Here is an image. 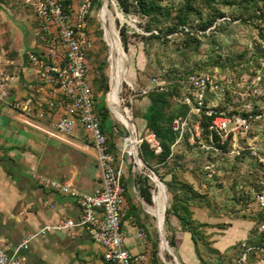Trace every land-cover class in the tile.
<instances>
[{
  "label": "built area",
  "instance_id": "obj_1",
  "mask_svg": "<svg viewBox=\"0 0 264 264\" xmlns=\"http://www.w3.org/2000/svg\"><path fill=\"white\" fill-rule=\"evenodd\" d=\"M25 2L34 8L39 23V38L45 46V54L32 52L29 55L38 69L42 84L35 88L34 97L12 98L11 83L14 76L8 69L6 51L0 48V100L39 118L46 116L47 109L63 108L64 112L54 124L56 130L72 134L78 125L84 128L86 137L91 138L96 149L101 179L93 192H85L73 186L71 181H60L35 173L34 177L42 187L76 198L81 207L80 220L76 222L68 218L61 224L46 226L25 239L13 254L0 247V264H27L26 255L19 253V250L27 249L32 237L53 228H73L77 225L84 227L96 242L105 247L106 261L138 264L146 260L147 255L134 253L123 244L132 235L145 241L148 234L138 224L133 231L122 226L126 199L123 161L131 159L132 171H141V166L146 168L138 157V153L141 155V145L147 141L156 153H160L163 150L161 139L149 129L138 132L131 109L126 105L123 108L128 111L133 133L128 131V123L118 118L112 109L117 120L114 122L122 125L128 133L122 136L120 157L110 150L89 78L87 52L92 46L90 20L97 11L94 0H79L77 4L70 0ZM97 14L100 18V14ZM263 66L264 61L251 70L241 69V72L215 67L208 71L189 73L182 79L184 88L178 96V100L187 105L189 110L186 114L177 115L172 121V128L176 132L173 148L188 136L197 148L216 157L204 165L209 176L214 175L220 160L225 157L251 160L252 165L247 170L248 179L239 183L237 190L240 195L253 198L258 205V238L255 242L242 241L243 252L235 264H244L251 255L255 256V264H264V108L254 109L250 102L251 98L263 92ZM151 89L167 90L168 82L163 76L155 75L143 92L147 93ZM56 92L59 97H42L43 94ZM141 159L144 161L143 157ZM147 170L154 171L151 167ZM158 196L160 187L154 184L150 211L160 220L161 216L164 219L167 201L165 199V206L158 204Z\"/></svg>",
  "mask_w": 264,
  "mask_h": 264
},
{
  "label": "crops",
  "instance_id": "obj_2",
  "mask_svg": "<svg viewBox=\"0 0 264 264\" xmlns=\"http://www.w3.org/2000/svg\"><path fill=\"white\" fill-rule=\"evenodd\" d=\"M70 1L77 4L79 0ZM0 48L6 51L8 69L14 76L12 98L34 97L35 88L42 81L29 55L32 52L45 54V46L39 38L34 8L25 0H0ZM52 96L59 97V93L42 95ZM63 112V108L47 109L46 116L39 118L0 100V247L10 254L46 226L61 224L68 218L80 220L81 207L76 198L42 187L37 183L35 173L71 181L73 186L85 192H93L100 185L101 169L96 149L91 138L86 137L84 128L78 125L72 134L56 130L54 124ZM146 129V121H143L138 132ZM113 130L116 135L121 132L114 121ZM117 137V156L120 157L122 138ZM123 165L126 199L122 226L133 231L138 224L148 234L145 241L134 235L127 237L123 245L134 253L147 255V259L138 264H173L162 252L163 223L161 225L150 211L153 200L145 197L136 178L131 182L128 173L132 170L131 159L126 158ZM148 187L152 195L153 187ZM192 210L194 219L209 224L203 232L208 236L210 248L217 250L211 257L213 262L232 256L230 264H235L243 252L242 241L251 239L250 230L241 232V226L233 225L234 219L213 216L203 205L193 206ZM222 222L225 225H221ZM167 226L175 249L168 250L178 263L202 264L205 256L198 253L199 242L196 244L192 232L183 227L180 218L171 215ZM104 252L105 247L81 225L53 228L38 234L31 238L27 249L19 250L26 255L27 264H115L105 260Z\"/></svg>",
  "mask_w": 264,
  "mask_h": 264
},
{
  "label": "rangeland",
  "instance_id": "obj_3",
  "mask_svg": "<svg viewBox=\"0 0 264 264\" xmlns=\"http://www.w3.org/2000/svg\"><path fill=\"white\" fill-rule=\"evenodd\" d=\"M186 2L187 0H163L162 3L164 5H170V7H173L174 11H176L178 5L185 4ZM220 2L221 0H215L212 5L226 14L224 17H219L217 20V24L222 23L223 28L214 31L213 36L201 39L202 41L196 49L188 48L186 52H183L179 48L181 47L179 44L182 43L184 45L185 40L182 41L184 36L178 32L169 34V41L164 42L166 40H163L165 33L161 32V29L165 30L168 22L167 24L161 23L160 26L154 30L155 33L161 32V41L152 40L146 42L142 38V35H149L151 33L143 28L147 21L146 17H142L136 13L126 15L122 12L124 18L121 20L117 14V10H120V8L116 0H109L110 20L108 14L104 13L103 9H101L103 5L99 8L96 7L97 11L91 19L92 46L88 55L89 78L91 80L93 79L97 65L100 63V60L106 56L108 61L106 71L109 76V89L105 94L104 100L106 101L107 93L108 101L111 97L110 88L112 87H110V81L113 83L117 73L115 64L117 54L112 49L111 42L107 36L106 38L109 44L105 38V30L97 14L99 9L101 13L103 11L102 19L104 24L112 22L121 41L120 27L124 23L129 26L130 44L129 50L127 51L128 57L126 56L128 60V68L119 95L120 99H122L121 108L124 115L129 120V114H126V109L123 108L128 105L131 109L130 113L133 115V122L137 125L138 129H141L143 121H145L144 114L150 104V99L147 94L143 92V89L150 86V80L153 76L163 75L167 82H172L175 81L177 75H183L188 69H196L199 65L200 67H203L204 70L206 69L205 71L215 67L222 69L221 66H223V70L238 72L234 70L233 67L238 62L245 63L248 57L251 58L249 61L253 63V65L250 67L248 66V68H245L243 65L242 68L245 69V71L261 65V62L264 61V54L258 55V50L261 49L264 51V39L261 37V34H264V20L249 16L250 18L247 21H244L243 18L248 17L246 15L242 19L234 18L233 16L235 14L241 12L238 5H225ZM194 5L201 12L203 19H206L207 15L212 11L211 6L207 4L206 0H195ZM201 21L202 19L200 18V15L193 11V14L191 15V22L195 27L193 32H197ZM211 28L207 29L206 32ZM184 39H186V37ZM254 54L256 55L255 59L252 58ZM133 87L134 89H132ZM103 94L102 91L99 92V95ZM126 98H129V100ZM171 102L173 110L177 111L181 108V103L178 100V97L172 98ZM250 102L254 109L264 108V88L262 94L256 98H251ZM106 104L110 109V118L113 121H117L107 101ZM115 123L122 131L117 135L119 138H122V134H125L126 129L118 124V122ZM220 161L221 163L217 166L214 175L209 176L208 172L204 169V165H206L209 160L205 155L203 156L200 153L199 148H190L188 145L179 143L174 147V155L166 165H158L152 167V169L164 183L165 181L162 177H166L168 171H174L181 176L182 179L192 183L195 188L202 193L199 195L198 201H202V205L208 213L213 214V216L215 214L221 219L231 217L234 219L233 225L241 226V232H243V230H250V237L252 238L250 241H255L256 238H258L256 232L257 222L255 220L258 217V205L253 198L240 195L237 190V185L248 179L247 170L252 165L251 160H249V158L244 161L238 159L232 160L230 157H225ZM154 164L157 165L156 162H154ZM131 172L132 170L128 172L131 182L135 178L145 179L149 186L154 187L153 180L139 169L136 172H132L133 174ZM133 175H135V177H133ZM131 184H129L130 187ZM168 194L169 207L171 201L169 191ZM221 225H225V223ZM167 227V221L165 220L164 235L169 242L168 238L171 236L167 232ZM200 243L202 244L200 247L201 254L205 256V264L232 263V256L229 258H223L221 261L218 260V262L217 260L216 262L214 260L213 262L211 257L215 254L212 253L207 245L204 246V241H201ZM169 245L170 250H175L170 242ZM163 249L167 251L169 248L163 247ZM166 255L172 260L173 264H179L174 254L169 252V250Z\"/></svg>",
  "mask_w": 264,
  "mask_h": 264
},
{
  "label": "trees",
  "instance_id": "obj_4",
  "mask_svg": "<svg viewBox=\"0 0 264 264\" xmlns=\"http://www.w3.org/2000/svg\"><path fill=\"white\" fill-rule=\"evenodd\" d=\"M120 10L124 14L136 13L142 17H146L147 21L143 26L144 30L151 32L149 35H142V38L146 41H161V32L165 33L163 40L164 42L169 41V34H174L178 32L182 34L184 45L182 43L179 44V47L183 52H186L188 48L196 49L198 45L201 43V39L205 37H211L214 35V31L219 28H223V24H217V20L219 17H224L226 14L222 12L220 9L212 5L215 0H206L207 4L211 6L212 11L207 15L206 19H203L201 12L195 7V0H187L185 4H180L176 7V11H174L173 7L170 5H164L163 0H116ZM262 2V4H261ZM95 6L100 7L102 2L101 0H94ZM222 4L225 5H238L239 10L241 12L239 14H235L233 17L242 19L245 15L248 17H244L243 20L247 21L250 17H257V19L264 20V0H221ZM175 13H174V12ZM193 11L197 12L200 15L202 21L199 24V28L197 32H193L195 27L191 22V15ZM94 16L91 17V19ZM168 20V21H166ZM225 20V19H224ZM233 20V19H231ZM91 22V20H90ZM168 22V24H167ZM161 23L167 24L165 30L161 29L160 33H155L154 30L160 26ZM215 25V26H214ZM214 26V27H212ZM212 27V28H211ZM187 28V29H186ZM211 28L208 32L207 29ZM262 28V27H261ZM120 34L123 41V44L126 50H129V26L124 23L120 27ZM186 37V39H184ZM261 37L264 39V34H261ZM185 46V47H184ZM91 48L87 52V57L89 55ZM264 54L263 50H258V55ZM245 55V54H244ZM243 55V56H244ZM256 55L254 54L252 58L255 59ZM248 57L245 63L238 62L233 67L234 70L241 72L244 65L245 68L248 66H252L249 60L251 58ZM244 61V60H243ZM249 61V62H248ZM219 64V63H218ZM108 65L107 57L104 56L100 63L97 65V69L95 75L93 77L92 84L94 89V97L96 100V107L100 116L102 130L108 137V142L110 145V150L116 154L118 153L117 146V135L113 130V120L110 118V109L106 104L105 94L109 89V76L106 71V67ZM247 66V67H246ZM223 69V66H221ZM206 70V69H205ZM203 67L200 65L196 69H188L186 73L177 75L175 81L168 82L167 90H157L151 89L147 93V96L150 99V104L147 107V110L144 114V118L146 121V127L149 130L155 131L158 137L161 139L163 150L160 153H156L153 148H151L149 142L145 141L141 145V155L149 167H156L158 165H166L170 159L174 155L173 144L176 140V132L172 128L173 119L179 114H186L189 110V107L183 103H181V108L177 111L172 109L171 99L178 97L181 95L184 83L182 79H184L189 73L193 72H203L205 71ZM208 71V70H207ZM163 76V75H161ZM164 78V77H163ZM166 80V78H164ZM103 92V95H99V92ZM207 119V118H205ZM206 124V121H204ZM122 132V131H121ZM127 129L125 130V134H127ZM124 135V133H123ZM188 145L191 147H196L195 144L191 143L188 139V136L180 143ZM200 153L208 159L212 160L216 157L212 154H206L201 149H199ZM156 162L157 165L154 164ZM158 170V169H156ZM169 177L164 178L165 183L168 186V191L171 195V201L169 207L167 208V218L166 221H169L171 215H177L182 221L183 227L189 229L193 236L196 244L201 241H204V246H209V242L207 241L208 236L204 234V228L209 226L208 223L200 222L193 218V206H202V201H198L199 195L202 193L199 192L195 186L189 181L182 179L174 171H168L166 173ZM141 184L142 192L145 194V197L151 201L152 195L149 190V187L146 183L145 179H137ZM125 184V180H124ZM257 225L259 224L258 217L255 219ZM169 242L172 246H174V239L168 238ZM252 240V238H251ZM255 242V241H252ZM197 246L198 253L201 256V245ZM158 248V244H157ZM208 248V249H209ZM212 253H217V250L210 248ZM202 257V256H201ZM205 258L202 257V264H205ZM255 264V256L251 255L248 261L244 264Z\"/></svg>",
  "mask_w": 264,
  "mask_h": 264
},
{
  "label": "bare ground",
  "instance_id": "obj_5",
  "mask_svg": "<svg viewBox=\"0 0 264 264\" xmlns=\"http://www.w3.org/2000/svg\"><path fill=\"white\" fill-rule=\"evenodd\" d=\"M102 5L103 7L101 9H103L104 13L108 14V17L110 20L109 0H103ZM99 13H100V18L104 24L101 11ZM104 26H105L106 36L111 42L112 49L117 54V57L115 59L117 73L111 85L112 87L111 97L109 99V102H110V105L113 111L118 116V118L125 121L130 126L131 125L130 116L128 115L129 116V120H128L126 116L124 115L122 108H121V101H120V95H119L120 90L122 88L123 81L125 80V77H126V72H127L126 70L128 68V60H127L128 55L125 53L123 49L120 37L118 36V32L115 30L112 22H110L109 24H104ZM125 111H126V114H128V111L127 110ZM154 178L157 181L158 185L160 186V196H158V204H161V205L163 204V206H165V199H166L165 187L162 184V182H160L161 180L158 178V176H154ZM162 223H163V216L160 217V224L162 225ZM162 246L170 249L169 244H167L166 240L162 241Z\"/></svg>",
  "mask_w": 264,
  "mask_h": 264
},
{
  "label": "water",
  "instance_id": "obj_6",
  "mask_svg": "<svg viewBox=\"0 0 264 264\" xmlns=\"http://www.w3.org/2000/svg\"><path fill=\"white\" fill-rule=\"evenodd\" d=\"M101 2L103 3V0H101ZM101 6H102V4H101ZM101 6H100V7H101ZM116 7H117V6H116ZM117 9H118V7H117ZM99 12H100V9H99ZM99 12H98V13H99ZM99 14H100V13H99ZM117 14H118V16H119V18H120L121 20L124 18V15H123L122 11H120L119 9L117 10ZM100 21H101V23H102V25H103V28H104V30H105V26H104V24H103L101 18H100ZM105 38H106V31H105ZM106 40H107V38H106ZM107 42H108V40H107ZM121 43H122V41H121ZM108 44H109V42H108ZM109 46H110V45H109ZM122 46H123V49H124L125 53L127 54V50H126V48L124 47L123 43H122ZM110 52H111V50H110ZM110 62H111V60H110ZM111 85H112V83H111V81H110V87H111ZM110 89H111V88H110ZM106 101L109 103V106H110V108H111V110H112V107H111V105H110V102L108 101V93H107V95H106ZM128 131H129L131 134L133 133L131 126H129ZM138 157H139L140 161H141L143 164H145V166H146V168H144L143 166H141V168H140L141 171H142L143 173L148 174L149 177L153 180L154 184H155L156 186H159L158 183H157V181H156L155 178H154V176H158L157 173H156L155 171L148 172L147 169H148L149 167H148V165H146V163H144V161L141 159L142 157H141V155H140L139 153H138ZM153 173H154V174H153ZM158 178L161 180V178H160L159 176H158ZM160 182H162V183L165 185L166 201H167V203H166V208H165L164 221H163V228H162V230H161V239H162V241H163V240H166V237H165V235H164V225H165L166 212H167L168 202H169V194H168V187H167V184L164 183L162 180H161ZM159 187H160V186H159ZM166 242H167V244H169L168 240H166ZM169 246H170V245H169ZM161 247H162V246H161ZM171 251H172V250H171ZM162 252L164 253V256H165V254H166V250L163 249V247H162Z\"/></svg>",
  "mask_w": 264,
  "mask_h": 264
}]
</instances>
